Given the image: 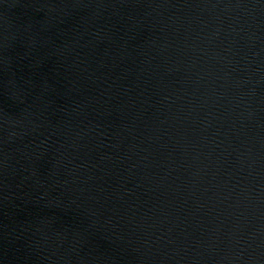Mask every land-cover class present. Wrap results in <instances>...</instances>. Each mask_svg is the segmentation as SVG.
Segmentation results:
<instances>
[{"label": "water", "instance_id": "obj_1", "mask_svg": "<svg viewBox=\"0 0 264 264\" xmlns=\"http://www.w3.org/2000/svg\"><path fill=\"white\" fill-rule=\"evenodd\" d=\"M0 264H264V0H0Z\"/></svg>", "mask_w": 264, "mask_h": 264}]
</instances>
